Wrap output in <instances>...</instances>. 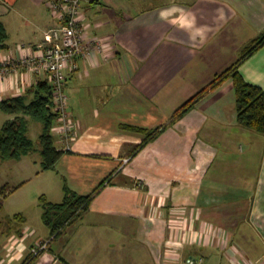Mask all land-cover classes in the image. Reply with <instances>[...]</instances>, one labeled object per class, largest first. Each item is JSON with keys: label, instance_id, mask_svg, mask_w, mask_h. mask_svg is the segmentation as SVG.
Instances as JSON below:
<instances>
[{"label": "crops", "instance_id": "0c3cea01", "mask_svg": "<svg viewBox=\"0 0 264 264\" xmlns=\"http://www.w3.org/2000/svg\"><path fill=\"white\" fill-rule=\"evenodd\" d=\"M126 1L83 4L86 41L106 49L68 75L77 138L55 169L36 175L61 178L46 193L57 204L65 188L87 196L114 175L50 254L62 264H188L193 256L264 264V134L239 124L233 80L171 124L176 109L264 33V0H132V9ZM50 3L0 0L8 36L0 65L47 46L45 33L60 24ZM240 71L264 88V47ZM44 81L46 74L25 68L0 77V101L31 100ZM128 127L161 132L133 155L147 134ZM2 235L0 264H20L46 244L29 231Z\"/></svg>", "mask_w": 264, "mask_h": 264}, {"label": "trees", "instance_id": "16d2710c", "mask_svg": "<svg viewBox=\"0 0 264 264\" xmlns=\"http://www.w3.org/2000/svg\"><path fill=\"white\" fill-rule=\"evenodd\" d=\"M7 33L2 23H0V48L6 49ZM264 47V33L255 39L244 49L242 57L232 66L217 74L215 78L203 89L194 94L189 100L174 111L171 117V124L181 120L190 112L199 101L216 90L227 80H233L236 94V111L240 125L256 132L264 134V88L259 85L249 83L240 71L242 63ZM34 92V98L30 100L29 95L18 96L0 101V111L13 116L0 130V160H15L31 154L35 151V143L29 137V127L27 117L35 119L44 125V132L40 136L42 168L43 170H53L57 162L66 153L56 145V138L52 133L53 126L58 119L57 113L53 109V87L49 81H44L38 85ZM141 133H146L147 137L133 153L136 154L149 142L155 140L161 129L152 131L143 130L137 127H128ZM112 173L107 177L90 195L83 196L65 188V198L62 203H52L41 198L43 208V222L52 230V235L61 236L69 226H71L90 207L92 200L104 187L112 180ZM0 204V211H1ZM25 219L22 214L16 215L15 219ZM9 221H2L0 217V231L9 226L8 232H12V218ZM11 227V228H10ZM10 230V231H9ZM20 236L22 232H17ZM2 233H0V236ZM44 251V250H43ZM39 254L30 252L23 260V264H31Z\"/></svg>", "mask_w": 264, "mask_h": 264}, {"label": "built area", "instance_id": "2783aa9c", "mask_svg": "<svg viewBox=\"0 0 264 264\" xmlns=\"http://www.w3.org/2000/svg\"><path fill=\"white\" fill-rule=\"evenodd\" d=\"M87 0H51L50 7L59 18V26L45 33L47 46L39 54L25 56L17 61H4L0 65L2 79L12 72L25 68L34 74H46L53 87V109L58 115L52 133L62 144L60 149L69 152L77 138L70 99L67 93V77L79 70L80 59H90L105 52L101 40L87 42L84 34L83 4ZM128 159H125V163ZM47 248L41 245L33 249L37 255ZM203 257H189L188 264H204ZM252 264V263H251Z\"/></svg>", "mask_w": 264, "mask_h": 264}, {"label": "rangeland", "instance_id": "374dc122", "mask_svg": "<svg viewBox=\"0 0 264 264\" xmlns=\"http://www.w3.org/2000/svg\"><path fill=\"white\" fill-rule=\"evenodd\" d=\"M126 3L131 5L128 6L129 8H133L132 0H127ZM243 52L244 50L239 54L237 53L238 60L242 57ZM7 118V115L0 112V130ZM10 119H12V117H9V120ZM29 126L31 128L29 135L35 142V151L20 159L0 160V204L2 206L0 217L2 221L9 222L12 218L13 223L11 227L13 232L29 231L32 235L34 233L44 235L43 239H45V243L50 249H48V251H46L47 249L44 250V252L35 258L31 264H62L60 260L52 257L49 251L56 247L55 241L58 240H53L61 236L56 237L51 235L52 230L43 222V208L41 203V198L43 196L45 200L52 202L47 197V194L52 193L57 184L59 186L61 178L58 177L55 172H47L42 174V176L36 175L37 172L42 171V159L37 150L40 149L39 137L42 133L43 125L41 122L31 120ZM29 178H31V180L26 182ZM19 214L23 215L25 218L23 219L24 221L19 218L15 219L16 215ZM5 227L9 228L6 224ZM5 227L1 229L0 233L3 234L4 231H7ZM45 235H47V237ZM2 236L3 235H1L0 238ZM47 238L49 239L46 240ZM40 246L37 248L38 250ZM3 251V247H0V256L3 255ZM30 252H33V249H30ZM6 263L7 261L5 264ZM23 263L24 261L20 264Z\"/></svg>", "mask_w": 264, "mask_h": 264}]
</instances>
